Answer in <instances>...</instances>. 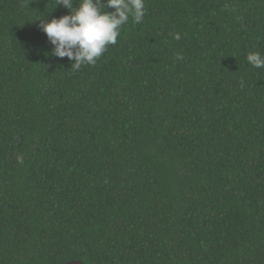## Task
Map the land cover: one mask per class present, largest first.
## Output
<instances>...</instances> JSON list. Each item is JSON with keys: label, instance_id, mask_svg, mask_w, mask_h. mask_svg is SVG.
<instances>
[{"label": "trees", "instance_id": "trees-1", "mask_svg": "<svg viewBox=\"0 0 264 264\" xmlns=\"http://www.w3.org/2000/svg\"><path fill=\"white\" fill-rule=\"evenodd\" d=\"M58 3L0 0V264H264V0H145L79 69Z\"/></svg>", "mask_w": 264, "mask_h": 264}, {"label": "clouds", "instance_id": "clouds-1", "mask_svg": "<svg viewBox=\"0 0 264 264\" xmlns=\"http://www.w3.org/2000/svg\"><path fill=\"white\" fill-rule=\"evenodd\" d=\"M73 3L74 0H59L58 6L68 9L69 14L49 22L43 20L40 27L52 46L51 54L74 61L76 69L95 65L108 46L117 43L121 28L130 19L133 24H140L146 15L145 0H78L75 8ZM106 8L114 11L109 13ZM246 59L251 66L264 68V54L250 52ZM17 160L23 163L22 156Z\"/></svg>", "mask_w": 264, "mask_h": 264}, {"label": "water", "instance_id": "water-1", "mask_svg": "<svg viewBox=\"0 0 264 264\" xmlns=\"http://www.w3.org/2000/svg\"><path fill=\"white\" fill-rule=\"evenodd\" d=\"M68 264H79V263H68Z\"/></svg>", "mask_w": 264, "mask_h": 264}]
</instances>
